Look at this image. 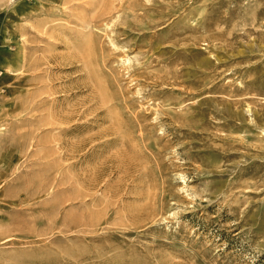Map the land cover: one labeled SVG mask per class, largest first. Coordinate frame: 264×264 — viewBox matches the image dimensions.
<instances>
[{
  "label": "rangeland",
  "instance_id": "374dc122",
  "mask_svg": "<svg viewBox=\"0 0 264 264\" xmlns=\"http://www.w3.org/2000/svg\"><path fill=\"white\" fill-rule=\"evenodd\" d=\"M0 264H264V0H0Z\"/></svg>",
  "mask_w": 264,
  "mask_h": 264
}]
</instances>
